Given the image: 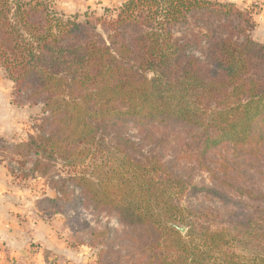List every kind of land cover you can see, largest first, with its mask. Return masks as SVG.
<instances>
[{
    "label": "trees",
    "instance_id": "1",
    "mask_svg": "<svg viewBox=\"0 0 264 264\" xmlns=\"http://www.w3.org/2000/svg\"><path fill=\"white\" fill-rule=\"evenodd\" d=\"M253 15L219 0H123L81 19L49 0H0V67L12 94L46 114L23 144L32 170L48 174L43 159L77 168L108 152L107 164L76 179L134 235L107 246L102 232L96 264H264V191L237 187L243 209L224 215L193 211L179 202L191 182L128 153L134 144L118 131L113 150L105 145L128 121L177 123L199 163L224 145L264 156V42Z\"/></svg>",
    "mask_w": 264,
    "mask_h": 264
},
{
    "label": "rangeland",
    "instance_id": "2",
    "mask_svg": "<svg viewBox=\"0 0 264 264\" xmlns=\"http://www.w3.org/2000/svg\"><path fill=\"white\" fill-rule=\"evenodd\" d=\"M49 1L56 11L66 16L78 14L83 19L85 12L101 16L106 8H115L123 0ZM244 10L251 11L256 21L255 7ZM253 37L258 40L254 33ZM13 86L0 67V129L17 130L11 138L0 135V165L13 169L17 185L32 194L34 214L27 223L25 216L19 218L25 233L20 236L23 243L6 264H96L105 238L108 237L107 246L111 242L126 246L134 235L133 230L119 221L115 211L105 206L96 207L76 179L81 174L91 177L95 164L105 165L108 152H98L96 157L77 168L64 159L55 162L43 159L50 166V172L44 175L32 170L36 156L23 144L30 136L39 134L46 114L42 103L30 105L26 94H12ZM116 131L134 144L128 153L133 150L143 161L157 160L194 185L179 198L180 204L188 209H210L224 215L242 207H237L241 200L235 192L237 187L245 185L264 191V156L237 155L231 145H224L199 163L191 157L192 150L186 147V127L177 123L138 125L133 121L117 125L106 134L105 145L110 150L116 144L112 141ZM107 167L104 166L105 170ZM99 172L98 169L96 174Z\"/></svg>",
    "mask_w": 264,
    "mask_h": 264
},
{
    "label": "crops",
    "instance_id": "3",
    "mask_svg": "<svg viewBox=\"0 0 264 264\" xmlns=\"http://www.w3.org/2000/svg\"><path fill=\"white\" fill-rule=\"evenodd\" d=\"M233 2L239 8L255 7L256 28L254 36L264 42V0H219ZM0 129V135L11 138L17 130ZM34 214V198L31 193L19 187L9 170L0 165V264L13 259L16 249L23 243L24 227L19 218L26 217V223ZM25 234V233H24Z\"/></svg>",
    "mask_w": 264,
    "mask_h": 264
},
{
    "label": "water",
    "instance_id": "4",
    "mask_svg": "<svg viewBox=\"0 0 264 264\" xmlns=\"http://www.w3.org/2000/svg\"><path fill=\"white\" fill-rule=\"evenodd\" d=\"M180 229H181V231H184L185 230L184 227H181Z\"/></svg>",
    "mask_w": 264,
    "mask_h": 264
}]
</instances>
